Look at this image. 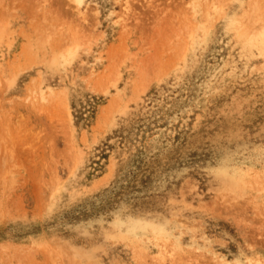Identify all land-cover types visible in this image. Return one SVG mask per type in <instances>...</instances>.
Listing matches in <instances>:
<instances>
[{"label": "rangeland", "instance_id": "obj_1", "mask_svg": "<svg viewBox=\"0 0 264 264\" xmlns=\"http://www.w3.org/2000/svg\"><path fill=\"white\" fill-rule=\"evenodd\" d=\"M0 264H264V0H0Z\"/></svg>", "mask_w": 264, "mask_h": 264}, {"label": "trees", "instance_id": "obj_2", "mask_svg": "<svg viewBox=\"0 0 264 264\" xmlns=\"http://www.w3.org/2000/svg\"><path fill=\"white\" fill-rule=\"evenodd\" d=\"M85 112H89V110H86L84 108V106H81L77 109H74L73 107V116L75 118V121H79V120H85L86 119V116L84 117L83 115L85 114ZM95 169V168H94Z\"/></svg>", "mask_w": 264, "mask_h": 264}, {"label": "bare ground", "instance_id": "obj_3", "mask_svg": "<svg viewBox=\"0 0 264 264\" xmlns=\"http://www.w3.org/2000/svg\"><path fill=\"white\" fill-rule=\"evenodd\" d=\"M75 1H80V0H75ZM126 3V2H125ZM128 3V2H127Z\"/></svg>", "mask_w": 264, "mask_h": 264}]
</instances>
